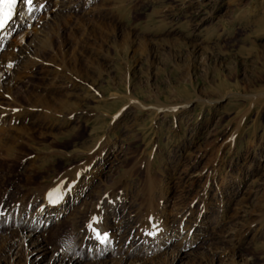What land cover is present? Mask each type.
I'll return each mask as SVG.
<instances>
[{
  "label": "rangeland",
  "instance_id": "rangeland-1",
  "mask_svg": "<svg viewBox=\"0 0 264 264\" xmlns=\"http://www.w3.org/2000/svg\"><path fill=\"white\" fill-rule=\"evenodd\" d=\"M71 3L45 28L34 22L43 35L21 44L25 58L9 56L24 24L0 52L12 72L0 77V146L14 147L0 156V234L16 243L0 264H59L66 247L87 256L68 218L104 194L115 204L98 225L119 239L91 264H264V0ZM63 173L83 194L38 233L41 257L11 233L13 202ZM150 217L163 232L155 247L139 236Z\"/></svg>",
  "mask_w": 264,
  "mask_h": 264
},
{
  "label": "bare ground",
  "instance_id": "bare-ground-1",
  "mask_svg": "<svg viewBox=\"0 0 264 264\" xmlns=\"http://www.w3.org/2000/svg\"><path fill=\"white\" fill-rule=\"evenodd\" d=\"M71 4H72L71 0H51V3H50V0H48L47 4H42V2L39 0L38 1L33 0V4L28 5L26 3V0H18L17 7L14 10V14L12 18L4 25L3 28H0V52L3 50L7 41L9 40V37L14 33L16 28L21 29L22 25L24 24L25 30L20 35L15 37V39L13 40V47L14 49L18 48L19 53L17 54V56H14L12 52L9 54V56H11L13 60H17V61H19L22 58H25L24 56L27 55V53L25 52L24 50L25 48L22 47L23 45L21 44L24 43L25 45H28L29 47L40 36L43 35V31L41 30H37L33 34V31L35 30L33 29L34 22L36 21L38 22L39 20L45 22L46 18L49 19L48 21L50 22L53 20H56L57 17H62L65 13H67L73 8V4L72 5ZM38 15L40 17H38L37 18L38 20H37L36 17ZM50 22H45L46 24H44L43 27L45 28L46 26H48ZM4 59L5 58L3 56L0 57V77L3 78L4 80L12 81V78H11L12 72L9 70V66L6 65V61ZM9 61L11 60L9 59ZM4 67L6 68V70H4L5 69ZM2 90L3 88H2V85L0 84V92H2ZM161 109H165V108H161V107L156 108L155 110L156 113L159 112ZM165 110L168 111V109H165ZM5 111L7 110L6 109H4V111L0 110V113L1 114L6 113ZM10 112H12L13 114H15L14 112H16L17 114L18 109L12 108L10 109ZM13 149H14L13 146H5V145L0 146V156L4 155L7 157V160H8L14 153ZM0 167H1L0 170L3 171V168L5 166L4 167L0 166ZM68 170L73 171L75 169H68ZM5 172H7V169ZM66 173L58 175V177L55 178L52 184L49 185L48 187L42 188L40 190L37 188L38 190H34L35 191L34 193L32 192L30 194V192H28L27 194H25V197L23 198H21L22 193H24L23 190L19 189L20 191L18 192V194L14 193V195L16 194V198L13 202L12 212L18 211L17 212L18 214L15 216V218H17L18 215L19 217H18L17 226L12 228L11 233H13L16 236L22 237V239H27L28 240L27 242H29L30 244L36 245L35 250L43 252V255H40L41 257L50 252L49 248L47 247L46 244L39 247L38 246L40 244L39 241L35 242L34 239L39 237L38 235L39 232L45 230L48 226L57 222L60 216L66 213V210L72 207L73 205L72 202L75 203L76 200H78L83 194L84 189H82V192L79 191V194H76L78 193L76 192L77 191L76 189L79 188L78 187L79 182H76L74 177H72L71 175L62 177ZM76 180L78 179L76 178ZM8 181L9 180H7V175L3 173V175L0 176V209L3 208L4 210L7 209L6 208L7 200H8L7 199L8 198L7 197V186L9 185ZM13 184H17V181L15 180ZM106 197H108V195L104 194L100 198L99 202H97L94 205V207H91V204L87 203L86 204L87 207L85 208L84 212L74 211V213H72V215L68 218V220L72 221L73 228L75 229L77 234L84 239L83 245L85 244L89 246L90 253L87 256L82 254L80 255V260H75L74 257L76 254H72L74 249L66 247L67 251H65L64 254H61L60 257H57V253L55 254V261H57V263L59 264H86V263L91 264L92 262L95 261V259L98 260V262H101L99 260L101 259L103 254H105L108 251H112L111 249L114 248L113 239L116 240L119 234L117 230H115L116 232L113 233L112 235L111 233H109L108 228L111 229L110 228L112 226L111 223L108 225L107 224L105 225V223L103 224L100 222V226H99L98 217H97V213L98 214L101 213L100 215L102 216V212L106 210L103 207H105L108 204H111L112 201H113L112 206L114 207V204H115L114 197L111 195H109L108 198ZM39 198H42V201H40ZM117 203L119 204L120 201L118 200ZM120 206H122V202ZM42 212H44V216H42L43 215ZM0 215L4 216V213L2 212V210H0ZM94 218L96 219L94 220ZM87 220L88 222H86ZM121 222L123 221H120L119 223H117V225H119L117 227L118 230L121 229V226H120ZM144 226H145V229L142 231V233L139 234V236L142 237L143 235L142 238H144V241H145V238H146L145 236H147L150 233L153 234V236L150 237L151 240L153 241V244L151 240H146V242L144 243H148V245L150 246L152 245L155 247V243H159L158 238H156V236L160 238L161 235H163V232H161V228L159 227V225L156 224L153 217L148 218ZM123 227L125 226L123 225ZM111 230L113 231V229ZM5 233L0 234V252L2 253L3 257L4 256L7 257V255L10 252H12V250L16 246V243L14 242L11 243V240L14 237L12 238L9 237V242H7L8 236H6ZM158 233L160 236L158 235ZM105 234H107L106 241H104ZM23 236H26V237H23ZM140 237L139 238L135 236L128 237L127 241H130L128 242V244H130L129 247H132L135 244V242L139 241ZM32 253L33 252L31 250V252L28 254V257ZM216 254H219V253H216ZM125 256H127L125 258L126 260L124 259V261L120 264L128 263L126 261H128L132 255L126 254ZM67 258H69L68 262H66ZM95 264H98V263H95Z\"/></svg>",
  "mask_w": 264,
  "mask_h": 264
},
{
  "label": "snow or ice",
  "instance_id": "snow-or-ice-1",
  "mask_svg": "<svg viewBox=\"0 0 264 264\" xmlns=\"http://www.w3.org/2000/svg\"><path fill=\"white\" fill-rule=\"evenodd\" d=\"M17 3L18 0H0V28H3L4 25L12 18L14 10L17 7ZM26 3L31 5L33 4V0H26ZM106 240L107 234L104 235V241Z\"/></svg>",
  "mask_w": 264,
  "mask_h": 264
}]
</instances>
